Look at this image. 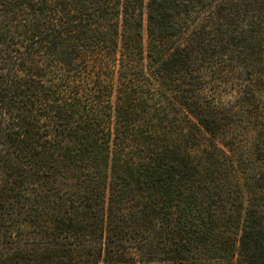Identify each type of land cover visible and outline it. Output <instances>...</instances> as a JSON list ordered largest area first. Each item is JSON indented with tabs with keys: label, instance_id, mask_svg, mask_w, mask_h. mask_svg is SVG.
I'll return each instance as SVG.
<instances>
[{
	"label": "trees",
	"instance_id": "obj_1",
	"mask_svg": "<svg viewBox=\"0 0 264 264\" xmlns=\"http://www.w3.org/2000/svg\"><path fill=\"white\" fill-rule=\"evenodd\" d=\"M0 264H264V0H0Z\"/></svg>",
	"mask_w": 264,
	"mask_h": 264
}]
</instances>
